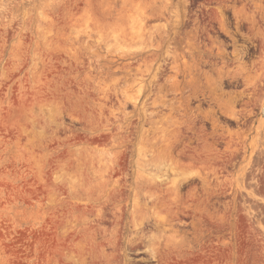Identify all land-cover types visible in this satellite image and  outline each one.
Here are the masks:
<instances>
[{"label":"rangeland","instance_id":"374dc122","mask_svg":"<svg viewBox=\"0 0 264 264\" xmlns=\"http://www.w3.org/2000/svg\"><path fill=\"white\" fill-rule=\"evenodd\" d=\"M0 264H264V0H0Z\"/></svg>","mask_w":264,"mask_h":264}]
</instances>
